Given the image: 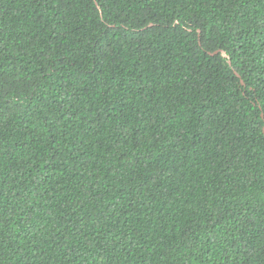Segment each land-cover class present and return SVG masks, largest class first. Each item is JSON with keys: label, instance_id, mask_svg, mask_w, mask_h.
<instances>
[{"label": "trees", "instance_id": "1", "mask_svg": "<svg viewBox=\"0 0 264 264\" xmlns=\"http://www.w3.org/2000/svg\"><path fill=\"white\" fill-rule=\"evenodd\" d=\"M0 264H264V0H0Z\"/></svg>", "mask_w": 264, "mask_h": 264}, {"label": "water", "instance_id": "2", "mask_svg": "<svg viewBox=\"0 0 264 264\" xmlns=\"http://www.w3.org/2000/svg\"><path fill=\"white\" fill-rule=\"evenodd\" d=\"M219 51H216L215 53H218ZM224 55H227L225 51L222 52Z\"/></svg>", "mask_w": 264, "mask_h": 264}]
</instances>
